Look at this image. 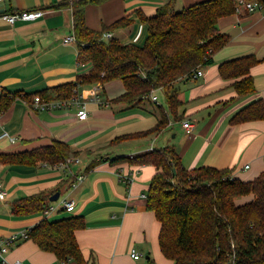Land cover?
<instances>
[{
  "label": "crops",
  "instance_id": "obj_1",
  "mask_svg": "<svg viewBox=\"0 0 264 264\" xmlns=\"http://www.w3.org/2000/svg\"><path fill=\"white\" fill-rule=\"evenodd\" d=\"M170 0H106L89 2L84 7L88 28L102 31L116 21L127 18L130 24L111 30V38L123 44L143 46L148 37L147 17ZM205 0H175L180 11ZM42 10L43 17L33 22L11 25L7 14ZM221 33L230 37L228 45L214 56V63L202 70V76L174 85L182 105L181 119L169 113L163 91L133 109L113 100L125 93L120 81L94 85L80 84L75 94L85 104L89 117L80 120L79 108L42 110L32 107L35 95L51 88L76 83L89 73L91 63L79 60V43L65 42L74 35L72 0H0V103L17 96L4 111H0V135L15 138L0 140V154L34 150L54 141L66 143L77 157L68 166L40 162L36 166L0 162V184L5 197L0 198V238L21 234L44 218L43 212L15 215L14 201L34 195L50 198L57 192L75 202L72 213L58 211L54 220L67 216H82L86 228L76 232L86 261L95 264H174L160 247L161 224L147 206L150 183L158 170L153 165L134 166L111 164L119 156H135L154 149L175 147L187 169L212 167L231 170L233 177L244 182L256 179L264 172V120L232 125L230 119L242 108L257 101L264 102V63L251 69L256 92L239 96L233 84L237 79H224L222 63L243 56L264 58V12H243L221 18ZM106 35V34H105ZM104 35L105 40L106 39ZM75 36V35H74ZM76 38V37H75ZM164 94V102L158 97ZM99 96L101 102H96ZM11 98V97H10ZM7 100V99H6ZM165 112L170 124L160 134L116 140L122 136L153 129ZM184 122L193 128L184 127ZM78 160V162H76ZM79 175L85 179L73 189ZM144 195L146 197H144ZM253 199L247 196L237 203ZM51 202V201H50ZM51 214V215H53ZM136 250L140 259L131 253ZM9 264H77L64 263L54 253L42 250L32 240L12 245L4 255ZM0 264H5L0 256Z\"/></svg>",
  "mask_w": 264,
  "mask_h": 264
},
{
  "label": "trees",
  "instance_id": "obj_2",
  "mask_svg": "<svg viewBox=\"0 0 264 264\" xmlns=\"http://www.w3.org/2000/svg\"><path fill=\"white\" fill-rule=\"evenodd\" d=\"M72 1L74 35L80 45L79 60L91 63L93 68L76 83L47 89L37 95L43 100L67 99L75 94L80 84L120 81L125 93L115 98L114 103L133 109L154 92L163 91L169 113L176 120L181 119L182 103L174 85L195 79L199 70L214 63L215 54L230 42V37L218 29V22L236 10L235 0H205L177 11L175 0H170L153 17L139 13L149 29L145 44L137 46L123 44L115 38L104 39L111 30L129 25L127 18L105 26L102 31L87 27L85 5L106 0ZM258 1L264 3V0ZM261 63L264 58L255 55L239 57L222 63L220 74L224 79H237L233 84L235 92L239 96H249L256 92L251 69ZM10 97L1 101L0 111L6 110L17 96ZM261 120H264V102L257 100L237 112L230 124ZM169 124V116L161 112L153 129L122 136L116 142L160 134ZM77 155L66 143L54 141L34 150L0 154V162L36 166L40 162H64ZM110 162L157 168L158 173L150 183L147 206L161 224V251L174 264H229L232 258L236 264H264V172L244 182L234 178L229 169L200 167L190 170L172 146L132 157L119 156ZM247 196L253 199L243 205L237 203ZM49 203V196L34 195L14 201L12 211L20 216L40 213ZM85 228L86 220L82 216L59 220L43 218L28 230L27 240L54 253L64 263L73 260L77 264H95L85 260L77 241L76 232Z\"/></svg>",
  "mask_w": 264,
  "mask_h": 264
},
{
  "label": "built area",
  "instance_id": "obj_3",
  "mask_svg": "<svg viewBox=\"0 0 264 264\" xmlns=\"http://www.w3.org/2000/svg\"><path fill=\"white\" fill-rule=\"evenodd\" d=\"M236 10L235 13L236 14H242L243 12H249V13H253V12H264V3L258 0H254V1H246V0H236ZM44 12L42 10H34V11H20V12H15L12 14H7L5 16V19L7 20V22L11 25H14L18 22H33L36 21L38 19H40L41 17H43ZM106 39H111L112 35L111 34H106L105 35ZM76 38L74 35L72 36H68L65 38V42H75ZM202 70H199L195 75L194 78H198L200 76H202ZM151 99L155 102L157 100L156 97H154L153 95L150 96ZM96 102H101V99L99 96H96L95 98ZM72 106H76L79 108L78 111V117L80 120H87L89 117L88 111L86 110L85 104H83L80 99L77 96H74L73 98L69 99V100H43L41 98V96L36 95L34 97L33 100V104L32 107L34 109H42V110H53V109H58V110H62V109H66ZM184 127L187 129H192L193 126L192 124H190L189 122H184ZM10 138V140L12 142H15V138L10 136L7 133L1 134L0 135V140L4 139V138ZM72 160H67V162H64L62 164H60L61 166L63 165L64 167L68 166V164L71 162ZM76 162H78V160H76ZM85 179L84 175H79L75 182L72 184L73 189L77 188V186ZM5 192L2 188V185L0 184V198H4L5 197ZM144 197H146L144 195ZM75 209V202L70 200V199H66V198H62L60 197L57 201L55 202H50L48 204V206H46V208L43 211V216L44 218H49V216L55 212L58 211H64V212H68V213H72ZM29 231H25L21 234H16L14 236H11L9 238H0V256L1 258H3L5 264H9L5 258L4 255L9 251V249L11 248L12 245L16 244L17 242H19L20 239L22 240H27L29 238ZM132 257L135 260H139L140 259V254L136 251V250H132L131 253ZM15 264H23L21 262H16ZM229 264H236L235 260L232 258L230 260Z\"/></svg>",
  "mask_w": 264,
  "mask_h": 264
},
{
  "label": "rangeland",
  "instance_id": "obj_4",
  "mask_svg": "<svg viewBox=\"0 0 264 264\" xmlns=\"http://www.w3.org/2000/svg\"><path fill=\"white\" fill-rule=\"evenodd\" d=\"M235 2H236V0H235ZM236 3H237V2H236ZM164 96H165L164 94H162V95H161V94H158V97L161 99V102H164V103H165ZM66 213H67V212H66ZM55 216H57V215H55V214L50 215L48 219H49V220H54V217H55Z\"/></svg>",
  "mask_w": 264,
  "mask_h": 264
},
{
  "label": "water",
  "instance_id": "obj_5",
  "mask_svg": "<svg viewBox=\"0 0 264 264\" xmlns=\"http://www.w3.org/2000/svg\"><path fill=\"white\" fill-rule=\"evenodd\" d=\"M60 196H61V193L57 192L50 198V201L51 202H55V201H57L60 198Z\"/></svg>",
  "mask_w": 264,
  "mask_h": 264
}]
</instances>
